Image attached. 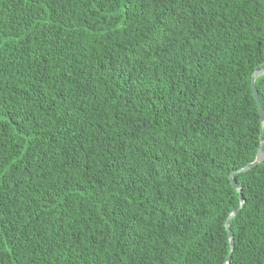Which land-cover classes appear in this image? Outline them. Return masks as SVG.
Wrapping results in <instances>:
<instances>
[{
  "label": "trees",
  "instance_id": "16d2710c",
  "mask_svg": "<svg viewBox=\"0 0 264 264\" xmlns=\"http://www.w3.org/2000/svg\"><path fill=\"white\" fill-rule=\"evenodd\" d=\"M261 69L264 0H0V264H225ZM233 180L264 264V158Z\"/></svg>",
  "mask_w": 264,
  "mask_h": 264
},
{
  "label": "water",
  "instance_id": "95a60500",
  "mask_svg": "<svg viewBox=\"0 0 264 264\" xmlns=\"http://www.w3.org/2000/svg\"><path fill=\"white\" fill-rule=\"evenodd\" d=\"M260 75H264V69L256 70V71L253 72L251 80H250V86H251L252 95L254 97V100H255V103H256V106H257V111H258V114H259L260 123L262 125H264V110L262 109V106H261V104L259 102L258 95H257L256 89H255V85H254L255 79L258 76H260ZM263 158H264V138L262 137V135H260L259 146H258V150H257V153H256L255 160L252 163L248 164L247 166H245V167H243L241 169H238L236 171L234 170L228 176V179H229L231 187L234 190L238 191L239 204L232 211V213L228 216V218L226 219L225 224H224L226 232H227L228 240H229V251H228V254H227L226 258H225V264L229 263L230 255H231V252H232L233 247H234L232 233H231V231H230V229L228 227V224L230 223L229 220H230L231 217H233V216H235L237 214V212L241 209V207L243 205V198H242V194H241V189L238 186V184H236V182L233 180V175L235 173H242V172H246V171L250 170L251 168L255 167L257 164L262 162Z\"/></svg>",
  "mask_w": 264,
  "mask_h": 264
}]
</instances>
